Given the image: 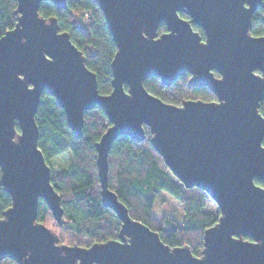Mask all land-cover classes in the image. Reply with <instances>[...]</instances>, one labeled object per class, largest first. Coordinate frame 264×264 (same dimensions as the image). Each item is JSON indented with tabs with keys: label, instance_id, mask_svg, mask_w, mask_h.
I'll list each match as a JSON object with an SVG mask.
<instances>
[{
	"label": "water",
	"instance_id": "water-1",
	"mask_svg": "<svg viewBox=\"0 0 264 264\" xmlns=\"http://www.w3.org/2000/svg\"><path fill=\"white\" fill-rule=\"evenodd\" d=\"M15 23L0 36V185L11 199L0 217V259L19 264H264V34L250 33L263 0H94L115 44L111 91L100 94L81 51L57 18L39 14L43 0H15ZM57 9L66 0H48ZM184 13L188 19L180 16ZM264 20V12L262 16ZM160 22L166 31L157 33ZM192 24L202 29L203 37ZM217 73V75H215ZM188 75L215 100L167 103L148 91ZM126 87H125V86ZM42 91L81 136L84 111L98 106L110 125L94 143L104 206L121 221L117 238L88 247L59 242L37 220L39 199L58 224L61 197L39 148L35 120ZM18 127V130L16 129ZM184 186L204 190L220 215L202 234L200 255L169 246L133 219L108 186V152L127 135L145 138ZM246 237H249L247 239Z\"/></svg>",
	"mask_w": 264,
	"mask_h": 264
},
{
	"label": "trees",
	"instance_id": "trees-1",
	"mask_svg": "<svg viewBox=\"0 0 264 264\" xmlns=\"http://www.w3.org/2000/svg\"><path fill=\"white\" fill-rule=\"evenodd\" d=\"M15 6V0H0V36L14 25ZM38 11L45 18H57L59 30L69 34L72 43L84 56L87 68L95 73L98 92L109 93L110 63L115 44L103 13L94 0H66V7L62 9H57L51 1L43 0ZM263 12L259 6L252 13V35L264 34ZM180 16L189 18L184 13ZM192 27L203 37L199 26L192 24ZM165 31L164 22H160L157 33ZM187 79L188 75H185L170 85H164L152 76L146 78L143 85L163 101L175 105L186 99H216L206 86L188 87ZM258 110L264 116V100L260 101ZM83 119L81 136L76 137L68 127L63 109L51 94L42 91L35 114L39 131L37 144L51 167V183L61 197L63 223L55 221L41 199L38 201L37 220L51 228L60 243L88 247L94 242L117 238L121 221L112 209L101 202L95 165L94 143L110 122L98 106L85 110ZM144 130L145 138L139 142L127 135L118 136L113 141L108 152V186L125 204L129 215L156 231L164 243L169 246L187 245L194 255H200L203 230L218 220V205L204 190L184 186L171 173L151 146V135L146 126ZM63 154L70 158L68 165L53 168L50 161ZM254 181L264 188L263 180L255 178ZM159 200L168 202L172 207L161 216L154 211ZM10 204L9 194L0 185V217ZM0 264L19 263L5 257L0 259Z\"/></svg>",
	"mask_w": 264,
	"mask_h": 264
},
{
	"label": "rangeland",
	"instance_id": "rangeland-1",
	"mask_svg": "<svg viewBox=\"0 0 264 264\" xmlns=\"http://www.w3.org/2000/svg\"><path fill=\"white\" fill-rule=\"evenodd\" d=\"M70 162V158L67 154H63L59 157L53 158L50 161V165L55 168H61V167H66L68 163ZM171 206L168 202L164 201H156L155 206H154V211L157 216H161L171 210Z\"/></svg>",
	"mask_w": 264,
	"mask_h": 264
}]
</instances>
